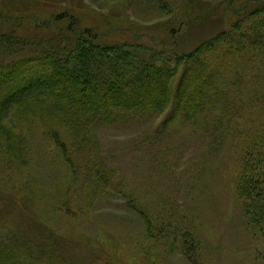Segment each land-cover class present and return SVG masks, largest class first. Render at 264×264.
<instances>
[{
    "label": "trees",
    "instance_id": "1",
    "mask_svg": "<svg viewBox=\"0 0 264 264\" xmlns=\"http://www.w3.org/2000/svg\"><path fill=\"white\" fill-rule=\"evenodd\" d=\"M144 1L157 20L176 13L172 0ZM255 1L227 28L186 51L105 40L79 27L68 12L34 21L32 30L23 28L20 17L0 13V162L11 165L4 169L11 177L0 187V236H9L0 241V264H26L38 250H62L38 209L49 198L59 213L76 217L65 186L78 177V161L85 162L88 180L101 187L111 182L113 171L99 162L94 146L101 124L164 113L160 124L178 118L235 149L234 194L264 237V0ZM176 27L167 28L170 38ZM48 147L66 168L59 197L41 190L33 177L37 156ZM16 212L26 234L9 228ZM16 234L20 238L13 240ZM181 246L189 263L200 264L195 237L181 233ZM55 259L71 264L58 253Z\"/></svg>",
    "mask_w": 264,
    "mask_h": 264
},
{
    "label": "rangeland",
    "instance_id": "2",
    "mask_svg": "<svg viewBox=\"0 0 264 264\" xmlns=\"http://www.w3.org/2000/svg\"><path fill=\"white\" fill-rule=\"evenodd\" d=\"M255 2L172 0L175 15L161 21L144 0H0V13L20 17L23 28L32 30L34 21L68 12L79 27L91 28L105 40L153 42L186 51L227 28ZM173 23L179 28L170 38L167 28ZM165 116L97 128L95 150L99 162L112 169L111 182L101 187L88 180L85 162L78 161V177L65 186L76 217L59 213L49 198L37 213L53 232H48L51 241L62 240V250H38L26 264H62L57 253L71 264H191L182 254L181 233L196 238L200 264H264L262 231L246 220L234 194L235 149L178 118L160 124ZM37 157L33 177L41 190L59 197L58 182L66 168L54 160L50 147ZM9 167L6 160L0 162V187L11 177L4 174ZM23 219L16 212L11 232H25ZM1 235L0 241L9 239Z\"/></svg>",
    "mask_w": 264,
    "mask_h": 264
}]
</instances>
